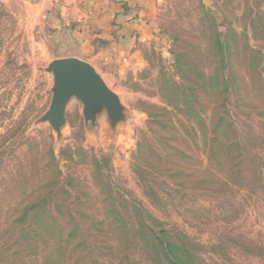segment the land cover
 <instances>
[{"label":"rangeland","instance_id":"rangeland-1","mask_svg":"<svg viewBox=\"0 0 264 264\" xmlns=\"http://www.w3.org/2000/svg\"><path fill=\"white\" fill-rule=\"evenodd\" d=\"M60 5L0 0V264H166L144 211L192 264H264V0L147 1L136 55L87 57L122 118L73 97L59 131Z\"/></svg>","mask_w":264,"mask_h":264},{"label":"crops","instance_id":"crops-1","mask_svg":"<svg viewBox=\"0 0 264 264\" xmlns=\"http://www.w3.org/2000/svg\"><path fill=\"white\" fill-rule=\"evenodd\" d=\"M81 1H85L83 6L76 5L78 0H54L61 3L54 14H49L59 26L55 30L59 36L55 46L59 59L76 58L90 64L87 57L93 50L102 55L112 50L117 53V60L138 53L134 41L147 26L140 17L145 16L143 7L149 0Z\"/></svg>","mask_w":264,"mask_h":264},{"label":"water","instance_id":"water-1","mask_svg":"<svg viewBox=\"0 0 264 264\" xmlns=\"http://www.w3.org/2000/svg\"><path fill=\"white\" fill-rule=\"evenodd\" d=\"M49 70L58 81L46 118L53 126L59 124V131L65 123L67 103L73 97L82 104L86 120L95 121L97 114L103 111L111 125L122 118L118 97L86 62L76 58L59 59L49 65Z\"/></svg>","mask_w":264,"mask_h":264},{"label":"trees","instance_id":"trees-1","mask_svg":"<svg viewBox=\"0 0 264 264\" xmlns=\"http://www.w3.org/2000/svg\"><path fill=\"white\" fill-rule=\"evenodd\" d=\"M153 223V224H152ZM158 221L154 219L149 213L144 211L143 216L139 218V226L143 228L145 242L151 247H157V252H160L166 264H189V259L192 264V255L189 249L185 248L184 242L181 243V255L177 252L176 243L172 240L173 234L168 230H163L157 225ZM175 239H177L175 237ZM178 240V239H177ZM183 252V253H182ZM183 255L186 256V260Z\"/></svg>","mask_w":264,"mask_h":264}]
</instances>
